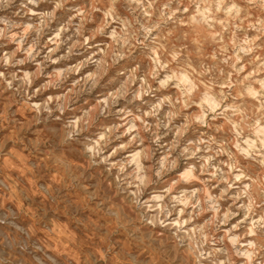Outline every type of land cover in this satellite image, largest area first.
<instances>
[{
  "label": "clouds",
  "instance_id": "obj_1",
  "mask_svg": "<svg viewBox=\"0 0 264 264\" xmlns=\"http://www.w3.org/2000/svg\"><path fill=\"white\" fill-rule=\"evenodd\" d=\"M7 204L0 264H264V0H0Z\"/></svg>",
  "mask_w": 264,
  "mask_h": 264
},
{
  "label": "rangeland",
  "instance_id": "obj_2",
  "mask_svg": "<svg viewBox=\"0 0 264 264\" xmlns=\"http://www.w3.org/2000/svg\"><path fill=\"white\" fill-rule=\"evenodd\" d=\"M75 59L76 57L73 58V61ZM58 66L60 65H51L49 70ZM24 67L30 66L26 65ZM27 223L28 218L23 213L18 212L14 205L7 204L4 209H0V252L7 259H11L15 255H21L19 248L22 245L35 246V238L29 240L26 236ZM28 255L31 258V256H39L41 253L31 252L30 249Z\"/></svg>",
  "mask_w": 264,
  "mask_h": 264
}]
</instances>
